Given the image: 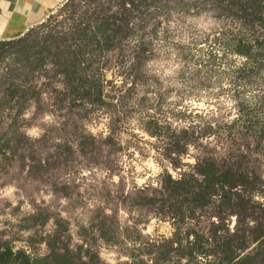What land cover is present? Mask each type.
Here are the masks:
<instances>
[{"label": "rangeland", "instance_id": "374dc122", "mask_svg": "<svg viewBox=\"0 0 264 264\" xmlns=\"http://www.w3.org/2000/svg\"><path fill=\"white\" fill-rule=\"evenodd\" d=\"M130 1L67 0L0 39V241L32 260L54 243L103 264H231L217 247L228 229L246 243L236 262L264 264V25L239 8L264 15V0ZM113 15L125 33L82 60L102 92L92 103L54 55ZM206 162L249 179L234 182L244 210L223 208L217 187L178 213L168 175L201 180Z\"/></svg>", "mask_w": 264, "mask_h": 264}, {"label": "trees", "instance_id": "16d2710c", "mask_svg": "<svg viewBox=\"0 0 264 264\" xmlns=\"http://www.w3.org/2000/svg\"><path fill=\"white\" fill-rule=\"evenodd\" d=\"M130 5H135V0H131ZM236 5V2H235ZM242 13L250 17V11L255 18L264 25V15L261 7V3L254 2L253 4L239 5ZM115 15L104 19L100 24H98L94 30H89V28L83 29L79 36L80 46L72 50H62V48H57L55 51V60L57 61V66L60 68L61 72L64 74V78L67 82L74 96L88 98L92 103L99 102L101 100L102 92L98 90V86L88 81V78L84 75L82 69V60L84 59V53L87 49L92 50L96 48L108 47L112 43V39L115 36H121L125 33V28L118 22H114L115 30L110 31V26L112 25L111 19H114ZM2 46L10 45L7 42L1 43ZM240 54L248 56L249 53L246 51H239ZM198 175L202 178L197 179L192 177L190 179H180L175 180L172 176L168 175V189L172 191V195L169 197H175L180 199V208L178 213L182 214L184 209H192L195 206H206L210 202V198L218 192L222 194V207L225 209L244 210L246 208V203L242 196L235 194L233 189L235 187V181L237 178L247 180L243 182L244 186H252L249 183V179L244 177L242 173H235L233 170L228 168H220L216 163H204L201 164L198 170ZM218 187V188H217ZM194 189H196V194H194ZM148 203H154L155 199L148 197L145 199ZM44 214H42L43 216ZM39 216H34L32 222H38ZM104 237H107L108 231L103 226L101 229ZM227 235L222 244L217 243V247L224 254L225 259L231 264H245L246 261L251 259L250 256H246L242 261L236 262L238 257L236 248L243 249L245 244L244 238H241L236 243L235 235L231 234L227 229ZM264 238V229L259 230V235L256 241H260ZM262 243H260L261 249ZM51 254L47 257L38 260H32L29 255L23 251H15L14 248L8 242L0 241V264H103L101 262L98 253L93 254H79L72 250L66 249L64 252H59L55 249L54 243L50 244ZM203 248L199 246L198 253L202 254ZM264 251V250H262ZM89 252V251H88ZM167 254V253H166ZM194 256L191 253L188 257L192 259Z\"/></svg>", "mask_w": 264, "mask_h": 264}, {"label": "crops", "instance_id": "0c3cea01", "mask_svg": "<svg viewBox=\"0 0 264 264\" xmlns=\"http://www.w3.org/2000/svg\"><path fill=\"white\" fill-rule=\"evenodd\" d=\"M67 0H0V39L24 36L38 27Z\"/></svg>", "mask_w": 264, "mask_h": 264}, {"label": "built area", "instance_id": "2783aa9c", "mask_svg": "<svg viewBox=\"0 0 264 264\" xmlns=\"http://www.w3.org/2000/svg\"><path fill=\"white\" fill-rule=\"evenodd\" d=\"M35 29H36L35 26H31V27L27 30V32H26L25 34H28V33L32 32L33 30H35Z\"/></svg>", "mask_w": 264, "mask_h": 264}]
</instances>
